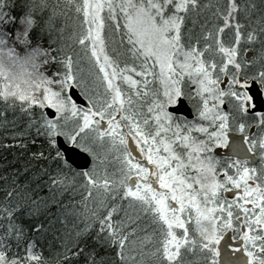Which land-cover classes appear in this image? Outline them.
<instances>
[{"label":"snow or ice","instance_id":"1","mask_svg":"<svg viewBox=\"0 0 264 264\" xmlns=\"http://www.w3.org/2000/svg\"><path fill=\"white\" fill-rule=\"evenodd\" d=\"M0 264H264V0H0Z\"/></svg>","mask_w":264,"mask_h":264}]
</instances>
